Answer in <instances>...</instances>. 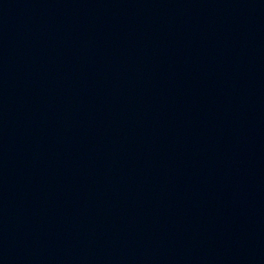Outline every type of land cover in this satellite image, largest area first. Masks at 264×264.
Here are the masks:
<instances>
[{"label": "water", "instance_id": "obj_1", "mask_svg": "<svg viewBox=\"0 0 264 264\" xmlns=\"http://www.w3.org/2000/svg\"><path fill=\"white\" fill-rule=\"evenodd\" d=\"M0 264H264V0H0Z\"/></svg>", "mask_w": 264, "mask_h": 264}]
</instances>
